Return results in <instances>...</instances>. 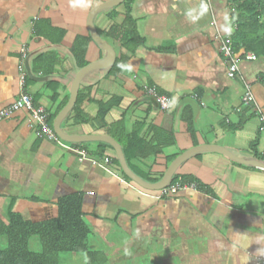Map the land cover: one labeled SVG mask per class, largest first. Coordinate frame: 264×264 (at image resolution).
Returning <instances> with one entry per match:
<instances>
[{"label": "crops", "instance_id": "0c3cea01", "mask_svg": "<svg viewBox=\"0 0 264 264\" xmlns=\"http://www.w3.org/2000/svg\"><path fill=\"white\" fill-rule=\"evenodd\" d=\"M113 1L89 0V7L72 8L69 0H0V110L24 91L36 109L47 115L58 111L57 117L84 68L72 54L73 41L89 39L84 40L88 65L109 55L91 38L88 20L95 8ZM235 1L210 0L202 16V0H131L129 8L124 0L95 11L93 29L115 60L126 56L127 67L118 75L108 73L113 63L86 72L79 86L87 95L80 108L86 121L71 110L61 131L108 135L98 102L118 98L107 124L124 117L129 132L137 129L154 146V129L167 133L158 136L165 142L156 156L133 161L143 173L164 175L178 156L205 144L264 161L259 119L242 100L247 84L264 109V60L241 57L240 76H230L219 48V37L236 29ZM190 9L199 16L195 21L186 15ZM113 26L128 32L134 44L109 36ZM163 96L171 101L167 109L160 108ZM191 101L199 106L197 115ZM190 110L194 138L183 117ZM240 123L239 129H229ZM33 124L26 110L0 121V220H7L11 205L24 219H52L58 198L81 192L87 244L95 254L90 261L85 253L61 254L59 264H264V170L201 150L174 173L193 177L208 191L193 186L164 193L126 178L113 163L115 150L99 154L104 141L67 142L58 136L56 141L40 136ZM0 242L5 245L6 238L0 236Z\"/></svg>", "mask_w": 264, "mask_h": 264}, {"label": "trees", "instance_id": "16d2710c", "mask_svg": "<svg viewBox=\"0 0 264 264\" xmlns=\"http://www.w3.org/2000/svg\"><path fill=\"white\" fill-rule=\"evenodd\" d=\"M130 2L131 0H126L127 8H129ZM235 3L237 9L235 18L236 29L230 35L234 51L238 53L243 50L244 53H252L256 58L264 60V0H236ZM130 19V16H127V23L135 31V25ZM118 28V26H113L109 30L108 35L121 41L123 40L129 47L134 44L129 38V33L119 31ZM39 29L40 21H37L35 23V31L40 32ZM39 32L38 34H40ZM85 39L79 36L73 41L74 44L71 46L72 54L79 68L88 65L86 59L88 43L84 42ZM86 40L89 41L88 38ZM244 56L242 55L241 57L243 58ZM125 57H119L111 64L108 71L110 75H118L125 71L127 67V58ZM260 80L264 85V74L260 77ZM86 98L87 95L84 94V90L81 88L75 105L71 108L72 114L74 113L75 117L81 121H86L82 110H80ZM118 102V98L98 102V118L105 123L106 133L121 143L129 167L138 177L147 182L154 183L163 174H153L151 170L143 173L134 166L133 161H145L150 156H156L160 151L159 145L165 142L160 141V137L158 136L167 133L160 130V128H155L152 136H155L154 140L157 141V144L154 146L151 142H147L144 137H141L137 129L129 132L126 128L124 117L107 124L105 120L106 115L110 111V108L117 105ZM57 113L58 111L53 115H47V123L51 128H53V121ZM254 114L258 117L256 112ZM183 117L189 133L194 138L196 131L191 110L190 113L188 112ZM241 123L236 126H229V129H239ZM259 132L264 142L261 128ZM106 150L114 151L110 144L100 142L99 154L103 155ZM261 158L264 159V154ZM113 163L121 170L116 156L113 157ZM176 185H194V188L199 191H208L207 187L199 184L190 176L172 175L167 188ZM82 204L83 195L81 192L64 195L56 201L57 215L52 219L38 222L24 219L11 205L8 210L7 220H0V236L6 238V244L0 247V264H59V256L65 253H85L90 261L95 253L89 250L87 244L90 229L83 217ZM32 236L38 238L39 250H32L30 248L29 243Z\"/></svg>", "mask_w": 264, "mask_h": 264}, {"label": "water", "instance_id": "95a60500", "mask_svg": "<svg viewBox=\"0 0 264 264\" xmlns=\"http://www.w3.org/2000/svg\"><path fill=\"white\" fill-rule=\"evenodd\" d=\"M124 0H114L113 2L104 4L102 6H99L97 8H95L89 16V20H88V25H89V31L91 34V38L94 40V42H96L100 47L106 49L108 51V57L101 62L100 64H90L84 68H82L77 75L74 78V82H73V88L71 91V96L69 98L68 103L66 104V106L61 109V112L58 114V116L56 117V120L54 122L53 125V129L54 132L56 133V135L61 138L64 141L67 142H83V141H104L107 142L108 144H110L113 149L115 150V153L117 155L118 161L120 163V166L122 168L123 173L125 174L126 177H128L129 179H131L134 183H136L137 185H140V187L145 188V189H149V190H160L163 188H166L170 182V180L172 179V175H174V171L176 169V167L182 163L183 161H185L187 158H189L191 155L195 154L196 152H199L201 150H213L216 152H219L225 156H227L228 158L242 163V164H248V165H252L256 168L262 169L264 170V161L261 160H245L235 154H233L231 151H229L228 149L219 146V145H215V144H205V145H199L196 147H193L187 151H185L183 154H181L180 156H178L175 160H173V162L170 164V166L168 167V169L166 170L165 174L162 175V178L155 182V183H150L147 182L145 180H143L141 177H138L137 174L135 172H133L131 170V168L128 166L124 153L121 149V145L119 144V142H117L115 139H113L111 136L109 135H67L65 133H63L61 131L60 128V123L63 120V118L69 113V111H71V108H73V106L75 105L76 99H77V95L79 92V86H80V81L83 77V75L90 71L91 69H95L97 67H101V66H108L111 63H114L115 60V55H114V51L113 49L106 43L104 42V40L97 34V32L93 29L92 26V16L95 13V11L102 9L104 7H111V6H115L118 5L119 3H121ZM191 105L193 106L192 108L195 111V115H197L198 112V105L196 102L191 101L190 102Z\"/></svg>", "mask_w": 264, "mask_h": 264}, {"label": "built area", "instance_id": "2783aa9c", "mask_svg": "<svg viewBox=\"0 0 264 264\" xmlns=\"http://www.w3.org/2000/svg\"><path fill=\"white\" fill-rule=\"evenodd\" d=\"M203 3H207L209 5L210 0H202ZM231 36L230 35H225L223 37H219V42H220V52L225 58V61L228 66V72L230 76H240V69H239V63L241 59V54L238 52L234 51L232 42H231ZM244 58L246 60H255L256 57L252 53H243ZM243 103L247 106H249L254 112L257 113L258 119L260 122V128L263 134L264 138V109L259 108L255 101V97L251 91V88L249 85H245V90L243 94ZM159 103H160V108L161 109H167L171 101L167 97H160L159 98ZM19 110H26L30 113L33 119V127L36 125L38 128V134L40 136H45L49 139L52 140H57V135L56 133L50 128V126L47 123V114L45 113L44 110L36 109L33 105L32 98L26 93L22 92L19 99H17L15 102H13L11 105L3 108L0 110V121L11 117L15 112ZM85 155H82L84 157ZM84 159V158H83ZM105 163H109V159L107 157L104 158ZM194 185H185V186H172L170 188H164L163 192L164 193H170V194H176L179 192L181 189L186 188V187H193Z\"/></svg>", "mask_w": 264, "mask_h": 264}, {"label": "clouds", "instance_id": "9594fccd", "mask_svg": "<svg viewBox=\"0 0 264 264\" xmlns=\"http://www.w3.org/2000/svg\"><path fill=\"white\" fill-rule=\"evenodd\" d=\"M69 4L72 8H86L90 6L89 0H69ZM196 10L190 9L186 12V15L190 17L193 21L199 18V16L204 15L208 11V5L207 3H201L199 6V16L194 14ZM137 235H139V232H137ZM125 254H129V250L125 248ZM264 254V253H262Z\"/></svg>", "mask_w": 264, "mask_h": 264}, {"label": "rangeland", "instance_id": "374dc122", "mask_svg": "<svg viewBox=\"0 0 264 264\" xmlns=\"http://www.w3.org/2000/svg\"><path fill=\"white\" fill-rule=\"evenodd\" d=\"M3 245H4V244H3ZM3 245H2L1 242H0V247L3 246ZM29 245H30V248H31L32 250H39V248H40L39 240H38V238H37L36 236H32V237H31ZM68 254H72V253H68ZM62 255H63V254H62ZM61 263H62V261H61Z\"/></svg>", "mask_w": 264, "mask_h": 264}]
</instances>
